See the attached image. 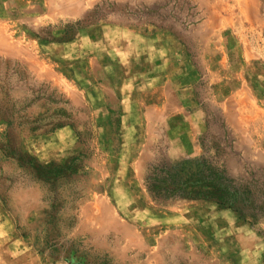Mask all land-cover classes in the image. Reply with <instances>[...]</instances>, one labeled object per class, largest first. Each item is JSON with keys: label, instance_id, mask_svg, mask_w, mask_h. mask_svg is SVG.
<instances>
[{"label": "rangeland", "instance_id": "374dc122", "mask_svg": "<svg viewBox=\"0 0 264 264\" xmlns=\"http://www.w3.org/2000/svg\"><path fill=\"white\" fill-rule=\"evenodd\" d=\"M0 264H264V0H0Z\"/></svg>", "mask_w": 264, "mask_h": 264}, {"label": "trees", "instance_id": "16d2710c", "mask_svg": "<svg viewBox=\"0 0 264 264\" xmlns=\"http://www.w3.org/2000/svg\"><path fill=\"white\" fill-rule=\"evenodd\" d=\"M208 164L205 163V166ZM166 178H163L162 183L165 185H171L174 187L172 190L164 189L165 192L160 191L159 193H162L164 195L166 194H177L179 195L180 193H183L186 189H189L185 194L191 195V196H196L198 194H204V195H209V196H215L221 199V201H230L231 203L233 200L231 199V193L230 190L225 189L224 186L221 185V180L222 177L218 176V172H216L213 168H208V178L207 176L201 180H206L208 183L205 190L202 188V182H199V180L196 183L190 184L186 182H181L179 178L177 177V173H169L167 172ZM159 182V179L156 180ZM226 182V181H225ZM227 184V183H226ZM196 187V188H195ZM161 189V188H160ZM196 189H198L196 191ZM232 200V201H231Z\"/></svg>", "mask_w": 264, "mask_h": 264}]
</instances>
